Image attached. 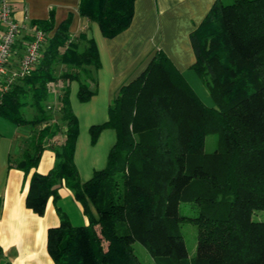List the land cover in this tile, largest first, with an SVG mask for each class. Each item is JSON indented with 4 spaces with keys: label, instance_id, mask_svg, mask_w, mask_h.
Returning <instances> with one entry per match:
<instances>
[{
    "label": "trees",
    "instance_id": "trees-1",
    "mask_svg": "<svg viewBox=\"0 0 264 264\" xmlns=\"http://www.w3.org/2000/svg\"><path fill=\"white\" fill-rule=\"evenodd\" d=\"M78 11L112 36L129 24L133 0H79ZM69 21L67 15L54 25L52 12L32 19L31 26L45 32L41 53L28 72L0 84V115L37 126L51 117L45 103L50 84L61 82L64 136L51 144V167L31 171L25 194V204L41 213L47 197L56 200L65 184L82 205L86 223L72 224L59 210V224L47 229L55 263L264 264V219L253 217L264 209V0H213L189 31V67L212 103L155 48L143 69L119 86L107 118L89 126L92 141L106 126L115 130V141L105 165L83 181L73 161L78 127L69 81L77 80V97L88 99L100 60L93 38L83 31L71 37ZM26 104L32 116L23 115ZM56 129V122L37 127L29 147L9 164L26 174ZM215 131V146L204 150L205 135ZM184 221L195 225L192 254ZM133 241L145 247L150 263ZM0 264H13L1 247Z\"/></svg>",
    "mask_w": 264,
    "mask_h": 264
},
{
    "label": "crops",
    "instance_id": "crops-1",
    "mask_svg": "<svg viewBox=\"0 0 264 264\" xmlns=\"http://www.w3.org/2000/svg\"><path fill=\"white\" fill-rule=\"evenodd\" d=\"M212 1L133 0L129 24L114 35L105 36L95 20L79 13V0H11L15 17L23 24L11 66L18 61L32 19L45 18L50 12L54 25L70 15L68 31L71 37L83 31L96 44L100 65L93 71L94 93L88 99L80 100L75 79L69 81L68 90V101L78 127L73 161L81 181L91 176L94 169L105 165L108 150L115 141V130L109 126L103 127L92 141L89 126L107 118L108 104L119 86L143 69L155 48L161 47L179 70L190 69L194 53L189 31L200 22ZM49 87L45 103L46 108H50L47 109L50 119L37 126L10 121L8 131H0V247L13 264H56L47 250L46 237L47 229L60 222L59 210L72 224L87 222L81 203L65 184L58 187L56 200L52 195L47 197L41 213L25 204L31 171L46 172L51 167L54 160L51 144H59L64 136L59 100L61 82L53 81ZM23 108H29V116L35 112L29 104ZM47 122H56L57 129L44 141L36 165L25 174L21 168L9 164V159L20 158L29 147L33 131Z\"/></svg>",
    "mask_w": 264,
    "mask_h": 264
},
{
    "label": "built area",
    "instance_id": "built-area-1",
    "mask_svg": "<svg viewBox=\"0 0 264 264\" xmlns=\"http://www.w3.org/2000/svg\"><path fill=\"white\" fill-rule=\"evenodd\" d=\"M0 84L5 85L17 76L28 72L37 61L45 40V32L38 27L29 28V37L22 41V50L15 65H10L14 46L23 26L14 15L11 0H0ZM3 81V82H2Z\"/></svg>",
    "mask_w": 264,
    "mask_h": 264
},
{
    "label": "rangeland",
    "instance_id": "rangeland-1",
    "mask_svg": "<svg viewBox=\"0 0 264 264\" xmlns=\"http://www.w3.org/2000/svg\"><path fill=\"white\" fill-rule=\"evenodd\" d=\"M184 74L188 78L189 82L191 83L195 91L199 94V96L207 103H212V99L207 91V88L201 81L198 74L192 68L185 71ZM28 109L29 108L24 109L22 107V113L24 116L29 117L30 114L27 111ZM47 109H50V108H46V110ZM4 121H7V122H4ZM10 121L11 120L0 115V125H1L0 131L7 132L8 131L7 124H9ZM218 133H219L218 131L208 132L205 135L204 145H203L204 150H207V151L211 150L215 146ZM253 217L264 219V209L255 210L253 212ZM181 231L184 237V241H185L188 254H192L194 252V244H195V225L194 223H192L191 221L182 222ZM133 248L140 258L145 259L146 262L150 263L151 255L148 253V251L145 249V247L140 242L133 241Z\"/></svg>",
    "mask_w": 264,
    "mask_h": 264
}]
</instances>
